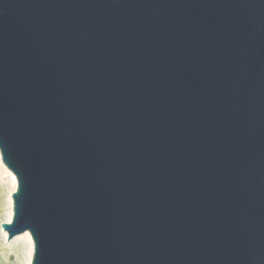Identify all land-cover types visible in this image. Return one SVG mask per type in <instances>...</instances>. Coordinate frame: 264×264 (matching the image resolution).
<instances>
[{
    "label": "water",
    "instance_id": "95a60500",
    "mask_svg": "<svg viewBox=\"0 0 264 264\" xmlns=\"http://www.w3.org/2000/svg\"><path fill=\"white\" fill-rule=\"evenodd\" d=\"M0 158L30 264H264V0H0Z\"/></svg>",
    "mask_w": 264,
    "mask_h": 264
},
{
    "label": "rangeland",
    "instance_id": "374dc122",
    "mask_svg": "<svg viewBox=\"0 0 264 264\" xmlns=\"http://www.w3.org/2000/svg\"><path fill=\"white\" fill-rule=\"evenodd\" d=\"M0 162L2 163L1 158H0ZM2 165L0 164V264H28V256H27L28 244L26 243V241L23 238L14 241L13 239L15 236L8 239L7 232L3 230V228L1 227V223L6 222V217L9 215L10 200H11V219H12L11 195L12 192L16 189V184L15 185L13 184L11 176L9 174V172L10 173L12 172L8 170L3 163ZM15 183H16V179H15ZM4 232L6 235L4 234ZM31 258H32V254H31Z\"/></svg>",
    "mask_w": 264,
    "mask_h": 264
},
{
    "label": "bare ground",
    "instance_id": "6f19581e",
    "mask_svg": "<svg viewBox=\"0 0 264 264\" xmlns=\"http://www.w3.org/2000/svg\"><path fill=\"white\" fill-rule=\"evenodd\" d=\"M0 164L2 165L1 162H0ZM9 174L11 176L13 184L15 185L16 183H15V179L13 177V174L10 173V172H9ZM9 208H10V212H9V215L6 217V222H10V220H11V200H10V203H9ZM4 234H5V232H4ZM21 238H23L26 241V243L28 244V252H27L28 255L27 256H28V264H30V259H31L32 249H33V247H32L33 246L32 239H31L29 233L26 231L24 233H21V235H19V234L15 235L13 240L17 241V240H19Z\"/></svg>",
    "mask_w": 264,
    "mask_h": 264
}]
</instances>
